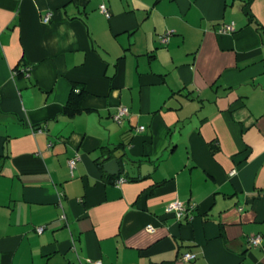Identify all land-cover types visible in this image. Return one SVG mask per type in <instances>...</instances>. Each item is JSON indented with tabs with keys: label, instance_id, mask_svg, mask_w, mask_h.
<instances>
[{
	"label": "crops",
	"instance_id": "crops-1",
	"mask_svg": "<svg viewBox=\"0 0 264 264\" xmlns=\"http://www.w3.org/2000/svg\"><path fill=\"white\" fill-rule=\"evenodd\" d=\"M242 3L0 0V264H264V0ZM117 147L152 169L109 181Z\"/></svg>",
	"mask_w": 264,
	"mask_h": 264
},
{
	"label": "built area",
	"instance_id": "built-area-1",
	"mask_svg": "<svg viewBox=\"0 0 264 264\" xmlns=\"http://www.w3.org/2000/svg\"><path fill=\"white\" fill-rule=\"evenodd\" d=\"M100 9L101 11L108 16L109 12L107 10V8L101 4L100 5ZM50 17V13L46 12L43 16V20H48ZM235 29L234 26V22L232 20L230 21H224L219 23V25L217 26V30L220 32H232ZM171 31H167L166 33H164L161 37L160 40L162 42H165V40L167 39L168 35L170 34ZM24 73L28 72V68L27 67H23L21 69ZM127 113V107L125 105H119L117 107L116 112L113 114V118L116 121H120V119ZM139 129H142L143 126H139ZM79 158L78 153H75L74 155H72L71 157H69L67 159V165L70 169V171H72L73 167L75 166V163L77 161V159ZM233 172V170L231 171ZM124 180H126V176L125 175H119L114 179V183H121ZM192 205H185L181 200L179 199H173L171 201H169L166 206H165V211L172 213L177 219H180L181 217H191V210ZM148 229H152L151 225H147ZM42 227H38L37 230L41 231ZM260 238L261 235L259 233H254V234H249L247 237V242L249 245H258L260 242ZM195 253L192 251H183L182 253H180V259L182 260H190L192 258H194ZM95 264H102L101 261L99 259H96L94 261Z\"/></svg>",
	"mask_w": 264,
	"mask_h": 264
},
{
	"label": "water",
	"instance_id": "water-1",
	"mask_svg": "<svg viewBox=\"0 0 264 264\" xmlns=\"http://www.w3.org/2000/svg\"><path fill=\"white\" fill-rule=\"evenodd\" d=\"M123 150L119 147L103 151L100 157L102 161L103 170L110 176H119L122 173H126L129 177H137L138 174L144 175L152 169V165L147 161H141L138 165H131L130 163H124Z\"/></svg>",
	"mask_w": 264,
	"mask_h": 264
},
{
	"label": "trees",
	"instance_id": "trees-1",
	"mask_svg": "<svg viewBox=\"0 0 264 264\" xmlns=\"http://www.w3.org/2000/svg\"><path fill=\"white\" fill-rule=\"evenodd\" d=\"M250 1L251 0H243V3H242V5H243V8H244V11L247 13V14H249V11H248V4L250 3ZM249 15H251V14H249ZM71 91H72V93L74 94V96H79V95H81L82 94V88H80L79 86L77 87V86H72V88H71ZM78 110V108H70L69 109V112H72V113H74V112H76ZM117 176H108V175H106V178L109 180V181H114V179L116 178Z\"/></svg>",
	"mask_w": 264,
	"mask_h": 264
}]
</instances>
